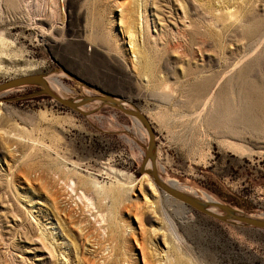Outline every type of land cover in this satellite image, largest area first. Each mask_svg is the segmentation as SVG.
Returning <instances> with one entry per match:
<instances>
[{
    "label": "rangeland",
    "instance_id": "obj_1",
    "mask_svg": "<svg viewBox=\"0 0 264 264\" xmlns=\"http://www.w3.org/2000/svg\"><path fill=\"white\" fill-rule=\"evenodd\" d=\"M55 68L147 117L161 180L264 219V0H0V83ZM35 90L0 95V264H264V230L140 173L137 120L5 101Z\"/></svg>",
    "mask_w": 264,
    "mask_h": 264
},
{
    "label": "water",
    "instance_id": "obj_2",
    "mask_svg": "<svg viewBox=\"0 0 264 264\" xmlns=\"http://www.w3.org/2000/svg\"><path fill=\"white\" fill-rule=\"evenodd\" d=\"M59 70L61 69L55 68L53 71L48 73L28 74L5 80L0 83V95H4L5 93L15 89L33 87L37 88V90L24 94L22 96L5 99V101H20L45 96L54 100L61 106L78 112L85 117L93 114L100 108L107 106L137 120L146 131L148 137L147 145L144 147V157L141 162L139 171L141 174H148L151 177L154 185L162 193H164L167 197L172 198L173 200L181 202L184 206H188L196 212L212 219L230 224H238L245 227L264 230V219L262 218L248 216L241 211L231 207L230 205L221 203L219 201L201 200L197 196L185 193L175 188L173 185L161 180L156 167L157 146L155 142V135L151 123L149 122L147 117L134 105L130 104L131 108H127L125 106L127 102L123 101L122 99L116 98L101 91H97L91 86L83 84L82 82L78 81L77 78L70 75V78L76 81L80 87H84L87 90H94L98 94L95 96H80L77 98H62L58 96L50 89L47 82V77L54 73H57ZM92 102H99V107L89 112H83L81 110V107L87 106ZM147 165H149V168H146ZM215 211H219L222 214L216 213Z\"/></svg>",
    "mask_w": 264,
    "mask_h": 264
},
{
    "label": "bare ground",
    "instance_id": "obj_3",
    "mask_svg": "<svg viewBox=\"0 0 264 264\" xmlns=\"http://www.w3.org/2000/svg\"><path fill=\"white\" fill-rule=\"evenodd\" d=\"M183 6V5H182ZM132 34V33H131ZM133 35V34H132ZM130 38H132V36L130 35ZM131 40V39H130ZM131 42H132V44L134 43V41H132L131 40ZM134 46V45H133ZM47 82H48V85H49V87H50V89L52 90V91H54V92H58V89H64V90H67V88L64 86V84L61 82V81H59L58 79H56V78H49V77H47ZM126 106V105H125ZM146 168H149V165H147V167ZM143 177L145 178V179H147V182H148V188L150 189V191H152V195H154L155 196V194H158V195H160V192L158 191V189L156 188V187H154V185L152 184V182L150 181V179L147 177V175H143ZM165 182H167V183H169V184H171V185H173L175 188H177V189H179V190H181V191H183V192H185L184 191V189L183 188H181V187H179L178 185H177V183L176 182H174V181H169V180H167V181H165ZM185 193H187V192H185ZM189 194V193H188ZM167 199H168V197L165 195V194H163ZM155 198L156 199H159V198H157L156 196H155ZM199 199H201V200H204V201H215L213 198H211V197H209V196H204L203 198H201V197H198ZM163 214L164 215H166V213L163 211ZM136 216V215H135ZM182 216H184V213L182 212ZM166 217H167V215H166Z\"/></svg>",
    "mask_w": 264,
    "mask_h": 264
},
{
    "label": "flooded vegetation",
    "instance_id": "obj_4",
    "mask_svg": "<svg viewBox=\"0 0 264 264\" xmlns=\"http://www.w3.org/2000/svg\"><path fill=\"white\" fill-rule=\"evenodd\" d=\"M37 89V88H36Z\"/></svg>",
    "mask_w": 264,
    "mask_h": 264
}]
</instances>
